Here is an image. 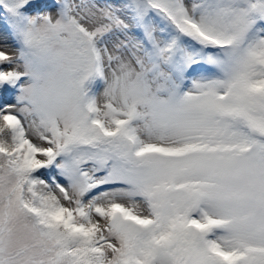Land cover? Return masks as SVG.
<instances>
[{"label": "snow or ice", "instance_id": "obj_1", "mask_svg": "<svg viewBox=\"0 0 264 264\" xmlns=\"http://www.w3.org/2000/svg\"><path fill=\"white\" fill-rule=\"evenodd\" d=\"M0 264H264V0H0Z\"/></svg>", "mask_w": 264, "mask_h": 264}]
</instances>
